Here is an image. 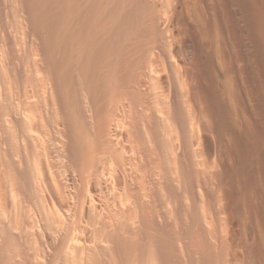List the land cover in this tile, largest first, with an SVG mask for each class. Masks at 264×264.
I'll use <instances>...</instances> for the list:
<instances>
[{
    "label": "bare ground",
    "instance_id": "1",
    "mask_svg": "<svg viewBox=\"0 0 264 264\" xmlns=\"http://www.w3.org/2000/svg\"><path fill=\"white\" fill-rule=\"evenodd\" d=\"M171 2L0 0V264H242Z\"/></svg>",
    "mask_w": 264,
    "mask_h": 264
},
{
    "label": "rangeland",
    "instance_id": "2",
    "mask_svg": "<svg viewBox=\"0 0 264 264\" xmlns=\"http://www.w3.org/2000/svg\"><path fill=\"white\" fill-rule=\"evenodd\" d=\"M171 1L172 55L202 106L225 220L240 235L242 264H264V0Z\"/></svg>",
    "mask_w": 264,
    "mask_h": 264
}]
</instances>
